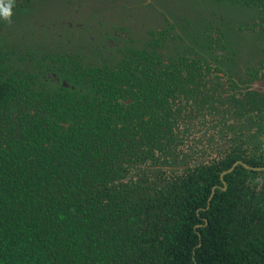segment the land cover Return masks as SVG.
<instances>
[{
  "label": "trees",
  "instance_id": "1",
  "mask_svg": "<svg viewBox=\"0 0 264 264\" xmlns=\"http://www.w3.org/2000/svg\"><path fill=\"white\" fill-rule=\"evenodd\" d=\"M30 1L14 0L11 20ZM11 22L0 18V264H264V172L237 166L200 210L232 162L264 166V127L244 156L230 152L199 173L172 174L159 189L112 191L113 174L131 183L113 150L118 125L108 121L120 115L108 101L121 90L120 61L83 68L64 53L47 57L46 71L83 80L73 90L49 84L25 34L13 28L10 46L1 43ZM196 211L206 225L193 229L203 224Z\"/></svg>",
  "mask_w": 264,
  "mask_h": 264
},
{
  "label": "flooded vegetation",
  "instance_id": "2",
  "mask_svg": "<svg viewBox=\"0 0 264 264\" xmlns=\"http://www.w3.org/2000/svg\"><path fill=\"white\" fill-rule=\"evenodd\" d=\"M240 3L255 6L264 13V3ZM204 22L206 24L195 34L204 41L199 46L173 37L169 25H166L146 28L137 39L117 32L102 44H94L91 40L92 49L81 39L87 35L82 32L86 25H82L79 32L77 28L80 24L77 23L76 28L70 25L65 28L68 29L66 36L79 35L78 41L83 44L73 48V54L65 51V46L47 53L44 51L38 56L44 64L38 71L41 78L49 84L70 90L83 80L76 78L72 81L70 75L65 77L64 70L58 76L46 71L49 70L47 57L49 60L52 57L57 59L64 53L83 68L102 64L111 69L117 60L120 61L121 90L117 98L108 97L111 104L121 106L120 115L109 113L108 121L118 125L115 128L117 133H112L117 139V142L114 140L116 145H113V150L118 148L119 154L127 161V167H122L120 171L125 173L124 178L131 177V183L128 185L126 179L117 180L113 174L108 177L111 180L107 184L110 190L115 191L124 185L138 189V193L140 189H159L172 174L179 176L200 172L202 167H213L230 152L244 156V147L248 148V142L254 140L264 127V44L260 45V57L239 65L222 46L220 32L226 23L216 17ZM240 27L262 30L264 16ZM25 56L30 59L29 53ZM52 68L56 70V66L52 65ZM115 73L113 70L107 75ZM106 83L112 85L113 81L107 79ZM250 92L257 95L253 96ZM96 96L92 92L88 98ZM253 99L257 107L251 108L250 100ZM255 126L258 128L255 129ZM259 141L263 143L262 138ZM261 148L264 149V145ZM122 151L128 152L131 162L127 159L130 156ZM237 166L252 172H264V166L251 167L235 160L228 168L218 172L221 185L211 186L205 208L200 210L208 208L215 190L227 188L223 176L233 172ZM132 200H137V195ZM244 208L250 209V206L247 204ZM197 218L203 224L197 223L193 229L206 225L204 218L198 215Z\"/></svg>",
  "mask_w": 264,
  "mask_h": 264
},
{
  "label": "rangeland",
  "instance_id": "3",
  "mask_svg": "<svg viewBox=\"0 0 264 264\" xmlns=\"http://www.w3.org/2000/svg\"><path fill=\"white\" fill-rule=\"evenodd\" d=\"M260 16L264 13L255 6L235 0H31L15 14L13 25L2 34L1 43L10 46L14 28L15 34H25L30 40L29 49L35 57L65 46V51L73 54L71 50L83 44L78 41L79 35L66 36L65 28L69 25L76 28L78 23L79 32L86 25L82 32L87 35L81 39L88 44L91 40L102 44L117 32L137 39L146 28L169 25L173 37L199 46L204 41L195 37L197 30L206 24L204 21L216 17L226 23L220 32L224 50L243 66L260 57L264 29L252 31L240 26L254 23ZM89 48L93 46L89 44Z\"/></svg>",
  "mask_w": 264,
  "mask_h": 264
},
{
  "label": "clouds",
  "instance_id": "4",
  "mask_svg": "<svg viewBox=\"0 0 264 264\" xmlns=\"http://www.w3.org/2000/svg\"><path fill=\"white\" fill-rule=\"evenodd\" d=\"M14 0H0V18L7 22H11V17L13 15Z\"/></svg>",
  "mask_w": 264,
  "mask_h": 264
}]
</instances>
